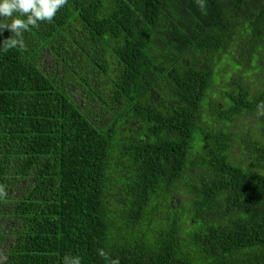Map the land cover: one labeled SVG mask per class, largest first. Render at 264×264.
<instances>
[{
  "label": "trees",
  "instance_id": "16d2710c",
  "mask_svg": "<svg viewBox=\"0 0 264 264\" xmlns=\"http://www.w3.org/2000/svg\"><path fill=\"white\" fill-rule=\"evenodd\" d=\"M22 39L0 264H264V0H67Z\"/></svg>",
  "mask_w": 264,
  "mask_h": 264
},
{
  "label": "clouds",
  "instance_id": "9594fccd",
  "mask_svg": "<svg viewBox=\"0 0 264 264\" xmlns=\"http://www.w3.org/2000/svg\"><path fill=\"white\" fill-rule=\"evenodd\" d=\"M67 0H0V17L10 18L11 22L5 24L0 20V33L5 29L13 32V37L3 40L7 51L13 47H24L22 35L30 27H37L40 21H51L57 11L66 4ZM202 6V0H198ZM100 255L107 259V255L101 252ZM68 264H81L78 257L71 258ZM111 264H119L113 260Z\"/></svg>",
  "mask_w": 264,
  "mask_h": 264
},
{
  "label": "rangeland",
  "instance_id": "374dc122",
  "mask_svg": "<svg viewBox=\"0 0 264 264\" xmlns=\"http://www.w3.org/2000/svg\"><path fill=\"white\" fill-rule=\"evenodd\" d=\"M259 43H263V40H261V41H259V42H257V47L258 48H260L259 46H258V44ZM42 61H43V63L45 64V68H47V69H49V70H51L49 67H51V66H53V62H54V58L51 56V55H49L48 53H47V51H44L43 53H42ZM75 97H76V95H75ZM75 100L77 101L78 99H76L75 98ZM81 104H83V102L81 101V100H78ZM254 123H255V120L254 119H252V118H241V119H239L238 121H237V127L238 128H240L241 130H243V131H245L246 129H248V131H249V129H250V127L252 126V125H254ZM7 222H8V219H7ZM6 231H8V229H5V232ZM11 240H12V236L11 235H8V237H7V240L5 241V242H3V243H1L0 244V261H1V258H2V256H3V254H1V251H4V250H6V248H7V246L9 245V243L11 242Z\"/></svg>",
  "mask_w": 264,
  "mask_h": 264
},
{
  "label": "flooded vegetation",
  "instance_id": "af4514ba",
  "mask_svg": "<svg viewBox=\"0 0 264 264\" xmlns=\"http://www.w3.org/2000/svg\"><path fill=\"white\" fill-rule=\"evenodd\" d=\"M150 93L153 95V91L150 90Z\"/></svg>",
  "mask_w": 264,
  "mask_h": 264
}]
</instances>
